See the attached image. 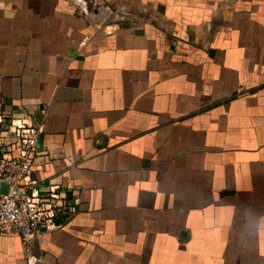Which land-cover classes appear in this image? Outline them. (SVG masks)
Masks as SVG:
<instances>
[{
  "label": "crops",
  "instance_id": "0c3cea01",
  "mask_svg": "<svg viewBox=\"0 0 264 264\" xmlns=\"http://www.w3.org/2000/svg\"><path fill=\"white\" fill-rule=\"evenodd\" d=\"M9 116L65 211L0 264H264V0H0Z\"/></svg>",
  "mask_w": 264,
  "mask_h": 264
},
{
  "label": "built area",
  "instance_id": "2783aa9c",
  "mask_svg": "<svg viewBox=\"0 0 264 264\" xmlns=\"http://www.w3.org/2000/svg\"><path fill=\"white\" fill-rule=\"evenodd\" d=\"M8 122L0 132V180L8 186L7 193L0 194V235L18 236L28 251L54 228L53 219L65 207L55 192L41 191L30 177L36 160L43 157L41 122L28 116H9ZM26 258L28 264L37 260L29 252Z\"/></svg>",
  "mask_w": 264,
  "mask_h": 264
},
{
  "label": "water",
  "instance_id": "95a60500",
  "mask_svg": "<svg viewBox=\"0 0 264 264\" xmlns=\"http://www.w3.org/2000/svg\"><path fill=\"white\" fill-rule=\"evenodd\" d=\"M8 191V186L0 180V194L4 195Z\"/></svg>",
  "mask_w": 264,
  "mask_h": 264
}]
</instances>
